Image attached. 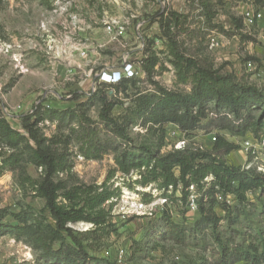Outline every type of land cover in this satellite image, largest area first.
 I'll use <instances>...</instances> for the list:
<instances>
[{
  "label": "rangeland",
  "instance_id": "rangeland-1",
  "mask_svg": "<svg viewBox=\"0 0 264 264\" xmlns=\"http://www.w3.org/2000/svg\"><path fill=\"white\" fill-rule=\"evenodd\" d=\"M170 11L180 15L172 31L186 58L264 93V0H0V120L26 137L23 118L40 111L31 119L41 118L34 129L47 140L55 137L60 143L53 148L66 152L71 165L70 173L56 180L67 188L105 184L114 192L101 207L107 213L104 225H69L99 262L78 260L68 238L63 246L54 242L45 250L33 235L38 221L41 230L53 226L32 184L41 180L43 170L26 155L18 168H2L13 151L0 136V264H244L223 256V249H264V198L249 193L248 202L240 205L227 196L228 211L214 208L220 218L216 228L200 227L194 194L184 204L180 187L166 192L157 183L142 186L138 172L123 173L116 164L120 153L142 146L172 152L182 138L187 140L183 149L211 151L213 137L220 135L238 146L220 153L228 165L264 173V134L256 139L217 129L239 122L218 114L213 104L189 135L172 124L159 128L137 122L128 129V142L99 119L101 93L117 102L112 116L123 117L138 93L156 90L152 82L190 91L189 84L177 80L159 27L160 15ZM151 54L158 63L149 78L141 63ZM125 63L139 72L133 83L118 89L98 83L102 72L118 71ZM261 115L262 110L254 113L256 119ZM96 148H101L98 159L93 158Z\"/></svg>",
  "mask_w": 264,
  "mask_h": 264
},
{
  "label": "trees",
  "instance_id": "trees-1",
  "mask_svg": "<svg viewBox=\"0 0 264 264\" xmlns=\"http://www.w3.org/2000/svg\"><path fill=\"white\" fill-rule=\"evenodd\" d=\"M179 25L178 13L170 11L166 16L160 15L159 27L167 41L170 63L178 82L189 84L190 91L186 93L168 90L152 82L156 90L153 93H138L133 106L126 107L123 117L112 116L111 111L117 102L108 100L105 93H101L97 96L101 104V122L105 123L118 139L128 142V129L137 122L143 127L149 124L159 128L172 124L189 135L198 128L200 121L207 117V106L213 104L218 114L223 113V117L230 114L239 122L236 126L222 123L216 126L217 129L228 130L238 137L249 133L258 139L264 134V93L254 86L240 83L232 74H220L217 70L202 67L197 61L186 58L180 52L172 31ZM157 63L158 58L154 54L142 61V70L149 78ZM133 81L123 79L118 84L109 86L118 89ZM257 110H262L263 115L256 119L254 113ZM42 114L37 111L33 116L27 115L23 118L22 129L26 132V137L12 129L7 122L0 120L2 143L13 151L3 160L2 168H18L20 163L25 161L26 155L28 162L43 170L41 180L32 184L36 197L44 201L43 210L48 213L53 226H44L41 230L39 228L43 225L38 221V229L33 234L35 243L43 246L45 250H50L52 243H60V246H63L68 238L78 260L83 263L99 262L87 254L81 240L69 225L86 222L92 224L95 229L104 225L107 213L101 207L113 198L114 192L109 191L105 184L101 188L83 185L67 188L65 182L56 180L60 174L70 173L71 165L66 152H58L53 148L60 143L55 137L47 140L40 137L34 129L37 120L41 118L31 123L32 117ZM81 117L83 122H90L84 114ZM100 149H95L94 159L100 157ZM237 149L238 146L217 135L211 151L189 147L160 154L142 146L120 153L116 157V164L123 173H129L131 170L138 172L137 183L142 186L157 183L158 188L166 192H175L180 187V199L184 204L187 203L188 196L194 194L200 215L197 226L216 228L220 218L214 208L219 206L228 211L229 205L225 202L227 196H233L240 205L248 202L249 193L257 195L259 199L264 198V173L252 168L228 165L220 156V153L226 155ZM175 171H178L177 176ZM29 181L31 182L30 179ZM190 187L193 188L192 192ZM217 195H220L223 201H219ZM0 229H4V226H0ZM222 255L232 256L237 262L244 264H264V249L258 253L253 246L243 252L224 248ZM69 264H76V260L70 261Z\"/></svg>",
  "mask_w": 264,
  "mask_h": 264
},
{
  "label": "built area",
  "instance_id": "built-area-1",
  "mask_svg": "<svg viewBox=\"0 0 264 264\" xmlns=\"http://www.w3.org/2000/svg\"><path fill=\"white\" fill-rule=\"evenodd\" d=\"M258 18H261V15L257 16ZM138 71L135 70L134 66L131 63H125L121 66L120 70L114 71L112 73H106L102 72L98 78L97 81L99 84H105V85H115L118 84L123 79H133L138 76ZM187 140L179 139L175 144H173L172 148L173 150H181L183 149L184 145L186 144ZM213 141H215V137H213ZM261 147L264 148V140L260 143ZM190 189H193L190 187Z\"/></svg>",
  "mask_w": 264,
  "mask_h": 264
}]
</instances>
